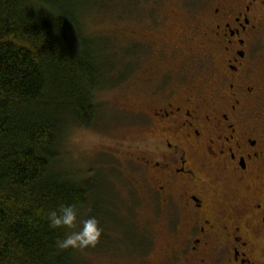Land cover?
I'll use <instances>...</instances> for the list:
<instances>
[{
    "label": "flooded vegetation",
    "instance_id": "1",
    "mask_svg": "<svg viewBox=\"0 0 264 264\" xmlns=\"http://www.w3.org/2000/svg\"><path fill=\"white\" fill-rule=\"evenodd\" d=\"M256 1L240 2L238 11L222 2L209 24L190 31L182 25L180 35L190 44L195 37L207 65L190 77L183 65L190 45L180 63L160 73L146 93L150 104L139 110L152 153L139 158L149 173L143 186L165 208L164 264H264V70L257 64L263 37Z\"/></svg>",
    "mask_w": 264,
    "mask_h": 264
},
{
    "label": "trees",
    "instance_id": "2",
    "mask_svg": "<svg viewBox=\"0 0 264 264\" xmlns=\"http://www.w3.org/2000/svg\"><path fill=\"white\" fill-rule=\"evenodd\" d=\"M64 1L0 0V264H83L78 249L56 246L69 229L48 214L71 204L75 227L98 220L93 173L74 175L60 158L72 127L96 123L116 53L100 58Z\"/></svg>",
    "mask_w": 264,
    "mask_h": 264
},
{
    "label": "rangeland",
    "instance_id": "3",
    "mask_svg": "<svg viewBox=\"0 0 264 264\" xmlns=\"http://www.w3.org/2000/svg\"><path fill=\"white\" fill-rule=\"evenodd\" d=\"M77 1H64V5L73 2L78 7L74 14L80 18L83 32L102 48L100 58L116 53L112 74H106L110 79L104 82L107 88L96 94V123L90 128L72 127L60 158L66 171L81 177L90 172L94 175L93 196L98 199L93 214L105 234L101 233L94 247L78 251L83 264H164L161 225L165 208L143 186L149 173H144L139 158L152 153L144 146L149 136L141 128L139 110L150 104L146 93L159 83L160 73L178 59L180 63L190 45L192 52L183 60L190 77L199 66L207 65L195 37L191 35L190 44L187 36L180 35L186 29L182 25L187 23L188 31L207 25L213 21L217 4L223 2L238 11L240 2L251 0ZM253 9L262 19L257 64L264 70V0H257ZM116 81L122 82L110 88L109 83ZM77 227L68 232L79 230Z\"/></svg>",
    "mask_w": 264,
    "mask_h": 264
},
{
    "label": "clouds",
    "instance_id": "4",
    "mask_svg": "<svg viewBox=\"0 0 264 264\" xmlns=\"http://www.w3.org/2000/svg\"><path fill=\"white\" fill-rule=\"evenodd\" d=\"M47 219L53 229H72L77 223V209L75 205H62L58 210L50 211ZM80 223L82 226L79 230L65 233L63 238L57 239L56 246L59 249H86L96 245L102 233L97 218L89 216Z\"/></svg>",
    "mask_w": 264,
    "mask_h": 264
}]
</instances>
